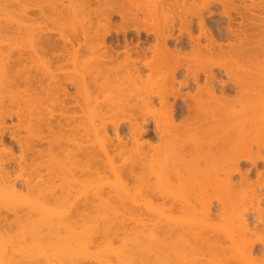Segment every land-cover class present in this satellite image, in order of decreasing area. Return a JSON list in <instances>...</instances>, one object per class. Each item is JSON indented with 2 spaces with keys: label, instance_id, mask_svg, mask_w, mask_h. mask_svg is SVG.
Here are the masks:
<instances>
[{
  "label": "bare ground",
  "instance_id": "bare-ground-1",
  "mask_svg": "<svg viewBox=\"0 0 264 264\" xmlns=\"http://www.w3.org/2000/svg\"><path fill=\"white\" fill-rule=\"evenodd\" d=\"M0 37L1 262L97 211L118 264L264 263V0H0Z\"/></svg>",
  "mask_w": 264,
  "mask_h": 264
},
{
  "label": "rangeland",
  "instance_id": "rangeland-1",
  "mask_svg": "<svg viewBox=\"0 0 264 264\" xmlns=\"http://www.w3.org/2000/svg\"><path fill=\"white\" fill-rule=\"evenodd\" d=\"M206 15H207V14H206ZM206 17H208V15H207ZM117 20H118V19H117ZM0 38H1V37H0ZM0 40H1V39H0ZM1 41H2L1 43L3 44V41H4V40H1ZM7 43H8V42H6V41L4 42V44H5L4 47L7 46V45H6ZM4 44H3V45H4ZM3 45H1V46L3 47ZM1 46H0V47H1ZM0 49H1V48H0ZM6 49H7V47L4 49V50H5V51H4L5 53H4L3 51H2V53L6 54ZM0 51H1V50H0ZM0 54H1V53H0ZM4 54H2V56H3ZM2 56H1L0 59H3V58L5 57V56H3V58H2ZM4 60H5V59H3V64L1 63L2 61L0 62L1 67H3V65H4ZM0 69H1V68H0ZM20 91L22 92L23 90L21 89V90H19V92H20ZM19 92H18V94H19ZM21 92H20V93H21ZM0 93H1V91H0ZM1 94H2V93H1ZM1 94H0V96H3L4 93H3L2 95H1ZM4 95H5V94H4ZM21 95H22V93H21ZM5 96H6V95H5ZM12 122L15 123L16 120H15V119H14L13 121H9V120H7L8 125H7V124H6V125H7V126H9V125H11V124L13 125ZM12 125H11V126H12ZM11 126H10V127H11ZM245 166L248 167L247 165H245ZM236 179L238 180V177H236ZM20 210H21V209H20ZM88 212H89V211H88ZM88 212L85 213L84 216H86V217H84V218L82 219L83 222L80 221V219H81L82 217L79 218V219L77 218V219L79 220V221H77V223L81 222V223L77 224L78 227H79V225H80L79 230H77V231L79 232V235H78L79 238L77 239V245H78V246L76 245V243H75V245H74L73 243H71L73 248H72V247L69 248V247H68L69 245H68V246H65V248L62 246L63 249L67 250V251H63V249L61 250V252L65 253V254L63 255V253L60 252V253L63 255L62 258H61L60 256H58V257H60V258H57V259H56V258H54V255H52V253L54 254L53 250H55V248H56V247H55L56 243L58 244V242H59L58 240H56V239H52V240H51V239H48V240H46V242L42 241V242H41L42 244H41L40 242L37 243L38 241L31 240V238L28 237V236H29V232H28V229H29V228H27V227L25 228V226L20 227V228L22 229L21 231L18 229L19 227H18V228H17V227H16V228H13L14 230H15V229H18V230H16V232L18 231V232H17V233H18V236H19V234L21 235L22 232H23V233L27 232V233H25V234L27 235L28 238H26V237H25L26 235L24 236V234L22 233V236H21V237L19 236L21 239H18L17 235L15 234V233H16L15 231L11 232V233H14V232H15V233H14V236H13L12 234L6 236L7 234H9V232H8L7 234H4V235L6 236L5 238H7V239H5V240H6L5 242H7V241H8V238H9V237L11 238V235H12L13 240H12V238H11V239H9V241L11 240V242H9L10 244L7 243V244L10 245V246L8 245L9 247L7 246V248H8L7 250L10 251V255H8V256H11V255L15 254V255H13V256H11V257H14V256H15L14 258H16V259H15V261H14V260H13V261H14V262L17 261L16 263H13L12 261H11V262L9 261V264H56V263H57V264H70V263L73 262V261H75V262H73V264H93V263H96V264H103V263H106V264H107V262L102 261V259H97V261L99 260L98 263H97L96 260H95L96 262H93V261H94L93 259H95V258H93V259H91V260H89L91 257H90L89 259H88V258H85V256H86V257H87V256L89 257V256L94 255V254H95V255H94V257H95L97 252H98V253L100 252V253H102V254H105V256H104V255L101 256V254H100V258L103 257V259H104V258L106 257V259L109 260V263L111 262L110 264H116V263L118 264V261H117L118 259L116 260L117 255H115L116 257H115V256H112V255H110V256H106V254L108 253V252H107L108 250H109V251H110V250H111V251L113 250L112 252H115V250H117L118 247L116 248V246H118L117 244H119L118 241L116 240L117 243H115V241L112 242L111 240L108 241V242H106V240H108L107 237H108V235H109V234H107V233H103V234L100 235L101 237H99V233H100V231H102V230L105 229L103 226H105L106 223H107L106 226H111L110 224H112V222H114V219H112L110 216L116 217L115 220H117L118 217H117V216H114V215H110V214H109L110 216H108L107 214H106V215H107V216H106L105 214H101L100 211L98 212V213H100V215L98 214L99 216L97 215V211H94V212H93V211H90L92 214H91L90 212H89V213H88ZM93 214H96V216H95V215L93 216ZM87 215H88V216H87ZM104 215H105V216H104ZM11 216H12V215H11ZM100 216H101V219L99 218ZM89 217H92L93 220H94V219H95V220L93 221L92 218L90 219ZM94 217H95V218H94ZM97 217H98V221H101V223L103 224V226H100V225H99V224H101V223H100V222H97V220H96ZM105 217H107V219H106ZM109 217H110L112 220L109 219ZM8 218H9L10 221H11V220H12V221L14 220L13 217L11 218V217L9 216ZM10 218H11V219H10ZM102 218H103L104 220H103ZM121 218H122V217H121ZM121 218H119L117 221H119ZM125 218H127V217H125ZM129 218H130V216H129ZM77 219H76V220H77ZM89 219H90V220H89ZM105 219H106V220H105ZM107 220H111V221H107ZM127 220H128V219H127ZM127 220H126V221H127ZM74 221H75V220H74ZM85 221H86V222H85ZM90 221H91V222H90ZM92 221H93V222H92ZM95 221H96V224L99 223V224L97 225V228H96V229H95V227H96ZM103 221H104V223H103ZM120 221H122V220H120ZM120 221H119V222H120ZM84 222H85V223H84ZM108 222H109V224H108ZM110 222H111V223H110ZM115 222H116V221H115ZM115 222H114V223H115ZM88 223H89V224H88ZM126 223H127V222H126ZM128 223H131V222H129V220H128ZM128 223H127V224H128ZM132 223H133V222H132ZM83 224H84L85 226L88 225L89 227H88V226H87V227H85V226L83 227V226H82ZM102 224H101V225H102ZM129 225H130V224H129ZM91 226H93V227L95 226V227L93 228V227H91ZM98 226H100V227H98ZM106 226H105V227H106ZM132 226H133V224H132ZM82 227H83V229H81ZM101 227H102L103 229H102ZM130 227H131V226H130ZM23 228H24V229H23ZM86 228H87V229H86ZM91 228H93V229H91ZM98 228H99V229H98ZM100 228H101L102 230H101ZM106 228H107L106 230H109L110 227H109V228L106 227ZM5 229H6L7 231H10V229L4 228V231H3V232H5ZM13 229L11 228V230H13ZM26 229H27V230H26ZM80 229H81V230H80ZM89 229H90L91 231H90ZM130 229H131V228H130ZM130 229H129V230H130ZM2 230H3V229H1V231H2ZM23 230H24V231H23ZM84 230H87L86 235H85V233L82 234ZM88 230H89V234H88ZM92 230H93V231H92ZM96 230H98L99 233H96V232H97ZM106 230H104L103 232H107ZM7 231H6V232H7ZM19 231H20V233H19ZM94 231H95V232H94ZM90 232H91V233H90ZM92 232H94V233H92ZM108 233H109V231H108ZM1 234H2V233H1ZM1 234H0V235H1ZM91 234H92V236H94V237H95V235H96L97 238H94V237L90 236ZM104 234H106L105 236H107V237H106L107 239L105 238ZM15 235H16V236H15ZM62 235L64 236V234H62ZM62 235H61V237H63ZM84 235H85V237L87 236V237H86V240H87V239H89V240L92 239V241L94 240V241H93V244H91L92 242H88V243H87V242H84V241H85V239L83 240V238H85V237H83ZM88 236H90V237H88ZM102 236H103L106 240H105ZM91 237H92V238H91ZM98 237H99V239H98ZM23 238H24V239H23ZM63 238H65V236H64ZM95 239H96L97 243H96ZM103 239L105 240L104 242H102ZM14 240H15L16 242H15ZM19 240H20V241H19ZM25 240H26V241H25ZM89 240H88V241H89ZM98 240H99L101 243H98V242H99ZM52 241H53V242H52ZM54 241H56V243H54ZM80 241H81V242H80ZM82 241H83L84 243H86L87 245H86V244H85V245H82V244H84ZM79 242H80V247L82 246V248L79 247ZM109 242H112L113 244H114V243H115V244H114V245H111L112 243H111V244H108ZM47 243H49L50 245H52V247H51L49 244H47ZM7 244H5V245H7ZM31 244H32V245H31ZM43 244H44V245H43ZM65 244H66V243H65ZM94 244H95V245H94ZM101 244H102V245H101ZM103 244H105V246H103ZM106 244H108V246H106ZM13 245H14L15 247H14ZM35 245H36V247H34ZM39 245H40V246H39ZM48 245H49V246H48ZM73 245H74V246H73ZM92 245H93V246H92ZM96 245H97V246H96ZM98 245H100L101 247L98 246ZM11 246L14 247V252H13V253H12V250H13V249H12V248L10 249ZM30 246H31V248L33 249L34 252H33V251H32V252L30 251ZM45 246H46V247H45ZM56 246H57V245H56ZM75 246H76L77 248H76ZM94 246H95V247H94ZM111 246H112V247H111ZM113 246H115V247L113 248ZM26 247H27V249H26ZM37 247H38L39 249L41 248V249H40L41 251H40ZM78 247H79V248H78ZM87 247H88V248H87ZM90 247H91V248H90ZM92 247H93L94 249H93ZM102 247H103V248H102ZM105 247H106V248H105ZM109 247H110V248H109ZM16 248H17V249H16ZM42 248H43V251H44L47 255H46L45 253H44V254L42 253V252H43V251H42ZM48 248H49V249H48ZM51 248H52V249H51ZM75 248L78 249V250H76ZM86 248H87V250H86ZM100 248H101V250H100ZM115 248H116V249H115ZM34 249H35V250H34ZM45 249H48V250L46 251ZM50 249H51V250H50ZM72 249H73L74 251H73ZM105 249H107V250L105 251ZM114 249H115V250H114ZM15 250H16V251H15ZM27 250H28V251H27ZM36 250H37V251H36ZM70 250H71V251H70ZM79 250H80V251L83 250L84 253H83V252L80 253ZM85 250L87 251V254H89V255H86ZM88 250H89V251H88ZM90 250H91V252H92V250H93V251L95 250L96 252L94 251V254H93V253L90 252ZM98 250H99V251H98ZM8 251H7V252H8ZM21 251H22V252H21ZM25 251H26V252H25ZM50 251H51V253H50ZM72 251H73L74 253H75V251H76V253H75V254H74V253H71ZM111 251H110V252H111ZM27 252H28V254H27ZM30 252L33 253L34 256H33L32 254H29ZM39 252H41V253H39ZM48 252H49V254H48ZM69 252H70L71 254H70ZM103 252H104V253H103ZM105 252H106V253H105ZM112 252H111V253H112ZM16 253H17V254H16ZM22 253H23V254H22ZM24 253H25V254H24ZM34 253H35V254H34ZM90 253H91V254H90ZM116 253H117V251H116ZM7 254H9V253H7ZM21 254H22V255H21ZM36 254H37L38 256H37ZM72 254H74V256H73ZM78 254H79V255L81 254V256H84V255H85V256H84V257H81V258L78 257L79 259L77 260V259L75 258V256H78ZM114 254H115V253H114ZM28 255H32V256L34 257L35 260L32 259V256H29V257H28ZM35 255H36L38 258L35 257ZM40 255H41V257H39ZM43 255H44V256H43ZM65 255H66V257H68L67 255H69V256H71L72 258H71V257H68V259H66ZM17 256H18V257H17ZM26 256H27V258H26ZM52 256H53V257H52ZM19 257H20V259H19ZM48 257H49V258H48ZM50 257H51L52 259H50ZM73 257H74V258H73ZM96 257H97V256H96ZM22 258L26 259V260H27V261H26L27 263H26L25 260L22 259ZM29 258H30V259H29ZM47 258H48V259H47ZM111 258H114V260H115L116 262H114L113 259H111ZM11 259H12V258H11ZM17 259H19V261H18ZM37 259H39V260H37ZM55 259H56V260H55ZM70 259H72V261H71ZM74 259H76L77 261L74 260ZM106 259H105V260H106ZM110 259H111V260H110ZM22 260H24V261H22ZM45 260H47V261L45 262ZM52 260H53V261H52ZM66 260H67V261H66ZM68 260H69V261H68ZM107 260H106V261H107ZM48 261H49V262H48ZM50 261H51V263H50ZM70 261H71V262H70ZM0 262H1V261H0ZM3 262H5V261H2L0 264H5V263H3ZM58 262H59V263H58ZM65 262H66V263H65ZM6 264H7V263H6ZM71 264H72V263H71ZM256 264H260V263H256ZM261 264H264V263H261Z\"/></svg>",
  "mask_w": 264,
  "mask_h": 264
}]
</instances>
